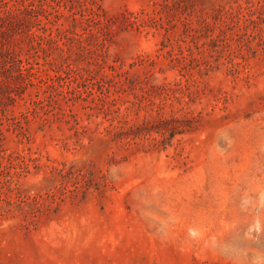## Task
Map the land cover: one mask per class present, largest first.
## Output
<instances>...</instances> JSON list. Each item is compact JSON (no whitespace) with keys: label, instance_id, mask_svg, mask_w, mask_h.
Masks as SVG:
<instances>
[{"label":"rangeland","instance_id":"rangeland-1","mask_svg":"<svg viewBox=\"0 0 264 264\" xmlns=\"http://www.w3.org/2000/svg\"><path fill=\"white\" fill-rule=\"evenodd\" d=\"M7 1L0 264H264V0Z\"/></svg>","mask_w":264,"mask_h":264},{"label":"trees","instance_id":"trees-1","mask_svg":"<svg viewBox=\"0 0 264 264\" xmlns=\"http://www.w3.org/2000/svg\"><path fill=\"white\" fill-rule=\"evenodd\" d=\"M2 4H3V6L8 7V9H9L8 11L11 10V7H9V2L7 0H2ZM25 8H27V6ZM92 16H94L92 20L98 21L100 24H102L103 31H105L107 34L111 35L112 32L108 30V27H110L114 23V21L111 19H107V20L104 19L105 21L101 20V14L100 13L93 12ZM3 115L8 121H10L12 123L13 128L19 130V134L27 137L26 132H25L26 128L22 124V120H21V117L25 116V112H21V117H18V116L13 115V114L8 115L6 113V110H5ZM3 125H4L3 118L0 116V134L1 135L3 134V128H4ZM24 158H25V155L21 152H18V151L12 152V153H6L5 150L2 149V146L0 145V159H4L6 161V164H4V165H2V163L0 162V172L3 176H5V179L8 183V187L10 188V190L13 189V187H12L13 175L11 173V167L14 164V160L15 159H21L22 161H24Z\"/></svg>","mask_w":264,"mask_h":264}]
</instances>
